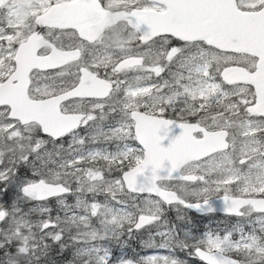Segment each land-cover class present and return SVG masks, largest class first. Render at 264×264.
<instances>
[{"label": "snow or ice", "instance_id": "obj_1", "mask_svg": "<svg viewBox=\"0 0 264 264\" xmlns=\"http://www.w3.org/2000/svg\"><path fill=\"white\" fill-rule=\"evenodd\" d=\"M112 3L0 0V264H264V0Z\"/></svg>", "mask_w": 264, "mask_h": 264}, {"label": "trees", "instance_id": "obj_2", "mask_svg": "<svg viewBox=\"0 0 264 264\" xmlns=\"http://www.w3.org/2000/svg\"><path fill=\"white\" fill-rule=\"evenodd\" d=\"M170 217L174 218L175 217V212L174 211H170L169 213ZM186 215L188 217H190L191 219V226L192 228L198 229L199 231H204L206 230V228H212V229H223L227 226H230L231 223L235 222V219L232 218L230 219L227 216H222V215H212V216H205V217H201L203 218V220H199V217L197 215H195L194 213L187 211ZM127 239V238H126ZM124 251H126L129 254H138V253H144V252H150V251H157L156 249H150V248H145L141 245L140 243V239H134V240H130L128 242V244L126 245V247L124 248ZM162 252V250H160ZM114 252L116 253H120V249L119 248H114ZM53 255H55V253H53ZM64 258H69L70 257V253H64L63 254ZM177 256L181 259V258H186V254L180 252L179 250H177ZM193 262L195 264H198V261H194Z\"/></svg>", "mask_w": 264, "mask_h": 264}, {"label": "water", "instance_id": "obj_3", "mask_svg": "<svg viewBox=\"0 0 264 264\" xmlns=\"http://www.w3.org/2000/svg\"><path fill=\"white\" fill-rule=\"evenodd\" d=\"M121 15H122L121 12H118L115 14L109 13L108 11H102L99 13L93 12L89 16V22L93 27L97 29V32L99 34V31L103 29L106 25L114 24L115 22H117V20L120 19ZM95 17L98 19L97 22L93 21ZM179 131L180 129L178 127L172 128L171 131L169 132L168 138L165 140V143H167L170 139L174 138L175 135H178ZM213 213L224 214V212L222 211V206L217 203L216 211ZM197 214H200V213H197Z\"/></svg>", "mask_w": 264, "mask_h": 264}, {"label": "rangeland", "instance_id": "obj_4", "mask_svg": "<svg viewBox=\"0 0 264 264\" xmlns=\"http://www.w3.org/2000/svg\"><path fill=\"white\" fill-rule=\"evenodd\" d=\"M18 3L21 4V10H20V13H19V16H20V19L18 21V23H23L24 20L31 14L34 13V9L28 7L29 4H31V0H18ZM120 39V38H119ZM119 39L117 40V43L119 42ZM113 41V40H112ZM114 42V41H113ZM11 198H13V192H8L7 194L3 193V192H0V202H10ZM102 199V197H101ZM69 202H73L72 198L69 197ZM49 204L50 206L53 207V215L56 214V210H55V200H52V201H49ZM32 206L31 204L29 205H26V207H30ZM124 251V250H123ZM127 255L129 256H133V255H139V256H147V255H151V254H154L156 251H150V252H144V253H138V254H129L127 253L126 251H124ZM116 253V252H115ZM117 255L120 254V253H116ZM183 259V258H181ZM184 259H188L189 260V264H195L193 262V260L189 257H186Z\"/></svg>", "mask_w": 264, "mask_h": 264}, {"label": "flooded vegetation", "instance_id": "obj_5", "mask_svg": "<svg viewBox=\"0 0 264 264\" xmlns=\"http://www.w3.org/2000/svg\"><path fill=\"white\" fill-rule=\"evenodd\" d=\"M118 2V0H113V3L110 5V8L109 9H107L106 11H109L110 13H117V12H119V11H117L116 10V3ZM93 21L94 22H97L98 21V19L95 17L94 19H93ZM116 23V22H115ZM114 23V24H115ZM110 25H113V24H108L107 26H105V27H108V26H110ZM104 27V28H105ZM105 35L109 38V39H111V40H113L114 42H117V40L120 38L119 37V35H118V33L117 32H115V31H113V32H111V33H105ZM171 118V117H170ZM201 216H203V215H201ZM201 216L199 217V220H203V218H201ZM206 216V215H205ZM209 216H211V215H209Z\"/></svg>", "mask_w": 264, "mask_h": 264}]
</instances>
